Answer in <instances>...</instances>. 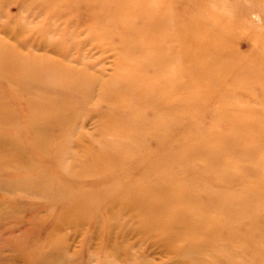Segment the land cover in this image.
I'll use <instances>...</instances> for the list:
<instances>
[{
  "label": "bare ground",
  "instance_id": "6f19581e",
  "mask_svg": "<svg viewBox=\"0 0 264 264\" xmlns=\"http://www.w3.org/2000/svg\"><path fill=\"white\" fill-rule=\"evenodd\" d=\"M70 1L71 0H61V4L59 3L60 5L54 4L53 6L51 2L49 3L48 1L43 3L39 2L34 5L38 10L40 7H44V10H46L45 7H48L52 9L50 10L52 14H60L61 11H65L67 8L70 10ZM139 1H137V3ZM143 1L145 0L141 2ZM163 1L164 0H162V2ZM165 1L163 2L164 4L167 3V0ZM90 2L92 3L82 2V4L77 6V9L76 5H74V1L71 2V5L76 11H82V8L92 9L97 7L102 10L103 16L101 18L97 17L100 16V13L93 14V12L90 11V23L88 21L87 23L89 24H85V26L87 25V32L90 30L89 32L93 33L91 40L93 42L95 40L96 42L103 36L108 40L107 43L113 45L116 42L113 41L116 35L122 40V45L119 48L124 47L133 49L136 45L141 49L143 55H141L142 57L140 59L133 58L126 60L128 65L125 71L123 60H117L119 71L117 70L114 74L113 77L115 79L111 77L107 81L101 82L99 81L101 74L89 75L84 72L89 66L78 61V58L75 57L78 56L75 55L76 53L78 54V47L74 48L75 52L69 54L64 49V46L61 45V41L38 39L37 43L40 46L46 48L51 47L52 51H55L58 55L64 56V54H66L65 57L62 58H66L67 62L58 60L56 63H51L46 68L47 74H44L41 73V66L36 63V60H32L33 63L29 65L26 63L25 58L12 48L0 46L1 77L8 78L11 75H16L17 77L21 76L18 78L21 89L31 87V84H34V86L37 84L44 86L43 92H31L28 99L27 125L24 128L25 133L28 131L32 135L33 141L29 143L32 155L25 156L20 147L22 143H19L16 139L4 138L0 140V173L2 169L7 167L15 169L16 171L28 166L38 169L34 176H27L21 182L28 183L26 188L22 187L15 191L14 189H6L5 193H2L0 199H2L3 202L0 204V216H3L2 211L6 205L5 203L10 202L11 198L16 196V192L19 196L22 194H30L47 197L57 206L62 197L70 194L72 192L71 187L74 186L82 176H85V174L97 175L99 172H104L111 167L114 169L115 166L120 167L123 171L118 174H111V178H116V181L110 182L111 185L109 187H105L101 190H81L74 195H70V203L64 206L62 211L57 215L54 214L52 208H44V212L42 211L43 213H41L42 215L37 214L41 216L36 218V224L38 223L41 225L45 221L47 224L51 222V218H54L55 221L51 224V232L48 234L47 238L50 237V240H53L55 237V239L47 242L42 241L37 234V236L27 240V246L25 249L21 248V252L15 256L16 260H20L25 264H41V262L44 261L53 262L57 251H62L67 243V238L58 234L62 229H70L81 235V248L75 253V258H73L75 262L77 261V264L84 258V256H82L85 250L84 243L89 242H91V244H89L91 250L98 252L109 251V253L111 252V257L108 255V257H104L100 260L93 259L95 261L91 260V263L86 260L87 262L82 261V264H146V256H142L144 259L141 258L145 262L144 263L142 260V262L139 260L140 258L138 259L137 255L134 257L131 252V248L134 249L132 244L136 242V238H139L142 244L144 242L145 245L147 243L150 246L156 245L160 248L167 259L165 261L166 264H232L231 256L234 254L235 250H241V254L244 256H247L248 253H254L253 251H257L254 249V243L250 244L253 251L247 249L248 246L243 245V243H240V245H235L233 243L236 242V237L242 238L240 240L241 242L247 240L248 236L245 235L244 232L243 235L236 236L234 230L235 227L237 229L244 227L245 222L242 218H245L248 212L246 209L249 204H254V202L257 201L255 195L261 193L260 190L257 189L249 190L248 187L251 184L244 187L242 191L233 192L226 189L229 187L228 184L238 181L239 184L242 185L247 178L258 173V170L255 169L257 166L248 159L244 158L241 162L238 160L227 161L225 159L224 156L227 155L225 151H230L234 154L240 151V147L238 146L240 145L239 143H235L226 134L217 133L219 141L227 143H223L219 150H216L217 143L213 147L205 148L204 150L205 154L214 155V158L208 160V164L214 162V165L218 167L219 172L214 176V186L220 188H218L217 191H212L210 189L211 187L207 185H203L201 189L189 190L190 186L195 188L200 184L199 178L202 175L196 172H190V168L188 167L187 169H176L174 163L160 176L157 174V170H160L169 160L167 152L170 153V158L174 160L179 158V154H182L181 152L173 153L171 149H169L170 144L184 140L183 137L178 134L177 128L186 124H194L195 121L193 117L180 116L177 112L187 107H192L193 110L200 107L198 102L194 105L186 104V99L188 98V94H184V77L186 76L182 74L184 73L185 59H189V56L188 59L186 57V51L183 53L185 56L182 55L185 58L182 57L181 54L176 55L177 53L175 54V52L181 51L182 48H178L179 46L175 47L173 46L174 43L172 45L170 42H162L161 45H159L158 42L156 43L157 45L153 44L152 38L145 37L148 35L147 30H145V32L144 28L140 29V26L137 27L139 29H136L135 20L138 18L142 19L147 27L146 16L142 13V10L135 19V14L131 15L134 16V18L128 17L130 15H127V17H122L120 15L127 6L124 3H120L121 1L91 0ZM134 2L136 3V1ZM126 4H128L127 1ZM159 5L161 6V4ZM131 6L133 7L135 4ZM131 6H128V8ZM63 7L64 9H62ZM143 7H147L146 4ZM168 7L169 6H167V8ZM136 12L139 11L135 10L134 13ZM129 13L131 12H128V14ZM85 14L87 13L85 12ZM148 20H152V18ZM95 22H98L99 25L98 23L95 24ZM220 22L222 23L224 21ZM117 23L122 25V32L116 30ZM148 23L153 25L152 21H148ZM175 23L173 22L171 26L173 24L175 26ZM73 24H75L74 21L72 22V26ZM216 24L218 23L216 22ZM180 25L182 24L180 23ZM212 25H215V23ZM171 26L167 27L170 28ZM77 28L74 29V31H76ZM171 29L173 30L172 27ZM78 30L74 33H78ZM189 30L192 31L191 29ZM179 31L180 30L177 31V34ZM134 35L136 36L135 38ZM137 38L139 39L138 41ZM241 38L242 37H240V39ZM230 39L232 42L234 36ZM234 40L237 41L236 38ZM95 42L93 44H96ZM211 43L212 42H210V44ZM233 43H231V45ZM243 43L247 42L244 41ZM119 44H117V46ZM252 46L255 45L253 44ZM97 47H101V45ZM235 47L236 45L234 48ZM177 49L180 50L175 51ZM257 52L259 53V51ZM233 57L239 60V62H241V59H250V61H252L250 66L249 64L246 66L250 71L243 70L244 66L238 62L237 67H235L237 70L254 72L255 68H251L256 67L253 66L254 63L258 64V66L261 64L264 70V57L255 53L252 54V51L248 53L247 57L235 53L232 55V59L231 56L229 59L233 60ZM32 59L35 58L32 57ZM178 60L181 61L179 62ZM170 63L175 65L173 69L169 68ZM194 68L196 67L194 66ZM149 71L152 72V75L149 74ZM244 73L245 72H242L240 75L245 76ZM244 79L248 80V78L245 77ZM255 79L253 80L256 81ZM250 81L251 78H249V82ZM254 81L252 82L254 83ZM93 85H95L94 89L97 90L96 97L103 102L106 101V105L109 103L108 107L110 106L109 110L102 112L100 114L101 117L98 118H101L102 122L104 120L105 124L109 123L117 128L115 130L117 134L114 135L120 138L119 142L123 141L127 143L126 145L128 146L125 150L123 148L122 150L112 151V148H99V150L91 152L87 150L89 142H87L85 136L71 123L74 116L69 113L68 108L75 104V99L78 96L81 97L82 100L88 101L93 92ZM56 88H59L61 92L50 94L51 90ZM174 88L180 91V93H177V96L174 95V93H168ZM222 88L219 89L222 90ZM215 89H217L216 86ZM215 89L209 88L205 96H213L216 92ZM119 90H122V92L119 93ZM225 90L223 89L225 97H228L229 94L226 92L228 90ZM259 90L264 94V86H261ZM239 91L238 92L241 93L244 90ZM235 92L238 93L237 91ZM191 94L194 96V100H196L195 97L197 98L199 96L198 94ZM216 94L219 95V92H216ZM219 96L217 97L219 98ZM225 97H222V94L220 96V98ZM157 99L158 101L155 102ZM227 99L229 100V98ZM227 99L225 100L227 101ZM262 101L263 98L261 99V103L264 104ZM99 104V106L102 105L101 102ZM262 107L264 106L262 105ZM99 110L101 111L102 109ZM99 110L98 112H100ZM115 110L120 113L118 119V116H116V114L114 115ZM250 110L251 109L248 111ZM254 112V110H251V112L246 115H242V120L248 117L249 123L247 127L249 128H255L256 125L264 123V112H262V115H260V113L257 115ZM155 122H158V128L149 130L147 126ZM18 123L19 121H16L14 118H5L0 110L1 126L15 128L18 126ZM169 123L173 126L175 125L176 129L165 130L166 124ZM127 124H130L128 126H131V131L121 135L122 133H119L120 130L118 128ZM262 129H264V127ZM25 136V138H28L27 134H25ZM259 137L260 135L258 138ZM53 138L58 140L54 146L51 144ZM215 139L217 141L216 137ZM154 142L157 148L151 150L150 145L152 143L154 144ZM203 142L204 141H201L199 144ZM70 143L71 147L73 146L74 149L68 147ZM258 143L264 146V142ZM130 145H136V147L130 148ZM234 146H238L239 151L237 147L234 148ZM138 147H143V150L147 151L146 155L142 158L138 157ZM255 151L256 153L258 152L251 148L248 150V153L253 156ZM186 152L190 153L189 148ZM242 152L241 150V153ZM159 153L162 155L158 159ZM249 154L245 152L247 157H249ZM238 155L239 154H237V156ZM259 155V157L263 159V156L261 154ZM35 158L43 160L42 162L51 161L53 168L63 172L64 180L58 184L56 181L57 178L53 173L54 169L47 172L48 169L42 165L44 163H40ZM260 169L262 170V168ZM207 172L208 171L203 175L210 176ZM54 186H58L55 188L56 191H48L49 187ZM59 188L63 189L65 194H60L58 191ZM225 215L234 216V224L229 225V223L217 219ZM236 217H241V219H236ZM38 227L37 229H40ZM249 234L251 235L250 232ZM253 234L257 237L256 232ZM29 235L30 234H28V236ZM131 239H133V241H130ZM135 245H137V243H135ZM19 247L20 246H15L14 249ZM261 251H264V245H262ZM135 252L134 254H137ZM258 253L261 254L260 251ZM88 255L91 256L90 252ZM138 256L140 257V255Z\"/></svg>",
  "mask_w": 264,
  "mask_h": 264
},
{
  "label": "rangeland",
  "instance_id": "374dc122",
  "mask_svg": "<svg viewBox=\"0 0 264 264\" xmlns=\"http://www.w3.org/2000/svg\"><path fill=\"white\" fill-rule=\"evenodd\" d=\"M47 1L49 3L51 2V5L53 6L54 4H59L61 0H0V46L12 48L18 54L23 56L26 60V63L29 65L33 63L32 60H36V63L41 66V73L47 74L46 68L51 63H56V61L58 60L66 61V58H62L65 57L66 54H64V56L58 55L55 51H52L51 47L46 48L40 46L37 43L38 39L40 38L48 41H61V45L64 46V49L69 54L75 52L74 48L78 47V54H75L78 56H73L78 58V61L89 66V68L84 71L86 74H101V77H99V81L101 82L107 81L109 78L114 76V74L118 70L117 60H123L125 71L128 65L126 60H130L133 58L140 59L142 57V51L136 45L133 49L124 47L119 48L122 45V40L116 35L113 38V41H116L113 45L107 43L108 40L103 36H101L102 38L100 37V39L97 40L98 42H95L94 40L96 44H93L94 42L91 40L93 33H90V30L88 31L89 33L87 32V25L91 20V12H93V14L100 13V16H96L101 18L103 16L102 10L97 7L92 9L82 8V11H76L71 5V2L74 1V5H76L77 9V6L79 4H82V2L92 3L90 2L91 0H71L69 2V6H71L70 10L67 8V10L61 11L60 14H52V12L50 11L52 9H49L48 7H45L46 10H44V7H40L39 10L38 8H35L34 4ZM115 1H121L120 3H124L125 5H127L126 8H124V10L122 11V14H120L122 17H127V15H130L128 17L134 18L135 16L136 19L137 15L139 16V14L141 13L140 11L142 10V13L146 16L147 27L145 26L144 21L138 18L135 20V28L139 29L137 27L140 26V29L144 28V31L147 30L148 35H146L145 37L152 38L153 44H156L158 42L159 45H161L162 42H170L173 45L174 43L173 46H179L178 48L180 49L182 48L181 51L175 52V54L177 53L176 55L181 54L182 56L186 51L185 54L187 55V59L189 56L188 60L185 59L184 70L182 68L184 72L182 74L183 76H186L184 77V94H188L186 104L194 105L196 104V102H198L200 107L194 110L192 109V107H187L180 110V112H177V114L180 116L193 117L195 121L194 124H186L177 128L178 134L183 137L184 140L170 144L169 149H171L173 153L181 152L182 154H179V158L174 160L170 158V153L167 152V157L169 160L161 167L160 170H157L158 176L169 169V167H171L174 163L176 169H187L188 167L190 168V172H196L202 175L199 178L200 184L195 188L190 186L189 190L201 189L203 185H207L211 187L210 189L212 191H217L219 187L217 188L216 186H214V176H216V174L219 172L218 167L214 165V162L208 164V160L214 158V155H207L204 153V150L205 148L213 147L216 143V150H219L220 146L223 143H227L220 142L217 133L224 135L226 134L235 143H239L241 145H238L240 147V151L238 149V146H236L237 150L240 152H237V154L239 155L237 156V154H234L233 152L225 151V154H227L224 156L225 159L227 161L238 160L240 162L243 161L244 158L248 159L249 161L253 162L255 166H257L255 167V169L258 170V173L247 178L244 184L240 185L238 181L232 182L231 184H228L229 187L226 189L229 191L237 192L242 191L244 187H246L248 184H251L248 187L249 190L257 189L260 190L261 193L259 195H255L257 201H255L254 204H249V206L247 207L246 211L248 212L246 213L245 218H242L245 222L244 227L239 229L235 227L234 230L236 236L243 235L244 232L245 235L248 236L247 240L241 242L240 240L242 238L236 237V242H233L235 245H240V243H243V245L248 246L247 249L251 251L253 250L250 247V244L254 243V249H256L257 251H253L254 253H248L247 256H244L241 254V250H235L234 254L231 256L232 264H264V251H261L262 245H264V146L258 143L264 142V129H262L264 127V123L256 125L255 128H249L247 127L249 123L248 117L242 120V115H246L247 113L251 112V110H254V113L257 115L259 113L260 115H262V112H264V107H262V105L264 106V104L261 103L262 98V102H264V94H262L259 90L261 86H264V70L262 69L263 67L261 66V64H259L260 66H258V64L254 63L253 66L256 67H251L252 69L255 68L254 72H248L250 71V69H247L246 66H248L247 64H249V66L250 64H252V61H250V59H241V62H239V60H236L233 57L234 59L231 60L232 55L235 53H239L240 56L247 57L248 53H251V51L252 54L255 53L257 55H260L261 57H264V0H167V3L165 4L163 3L165 0L163 2L162 0H145L146 2H141L142 0H134L136 1V3L133 0ZM126 1L128 4H126ZM137 1H139L141 4L139 2L138 4ZM134 4L135 6L132 7L131 5ZM145 4L147 7H143L145 6ZM159 4H161V6ZM128 6L131 7L128 8ZM167 6L169 7L167 8ZM64 7L62 9H64ZM134 9L138 10L139 12L134 13ZM83 10L87 14H85ZM143 10H145L146 13ZM128 12H131L132 14H128ZM150 18H152V20H148ZM155 18L157 21L155 20ZM73 21L75 24H73L72 26ZM88 21L89 23H87ZM148 21H152L153 25L151 23H148ZM215 21L218 24H216ZM220 21L224 22L221 23ZM173 22H176L175 26L174 24L171 26ZM86 23L87 25L85 26ZM96 23L98 22H95V24ZM180 23L182 25H180ZM214 23L215 25H212ZM167 26H171L173 30L171 29V27L169 28ZM76 28L77 30L79 29L78 33H74L77 32V30L74 31V29ZM189 29H191L192 31H190ZM116 30L122 32V25L120 23H117ZM176 30H180V33L178 32L179 35L177 34ZM229 35L232 38L234 36V39L236 38L238 42L234 39V43L233 40L231 42V37ZM135 37L136 36L134 35V38ZM240 37L242 38L240 39ZM138 40L139 39L137 38V41ZM118 41L120 42V44ZM244 41L247 43H243ZM248 41L250 44L248 43ZM210 42L212 43L210 44ZM231 43L233 44L231 45ZM117 44L119 45L117 46ZM253 44L255 46H252ZM100 45L101 47H97ZM224 45H227L228 47L226 46L225 48ZM235 45L236 47L234 48ZM180 49H177L175 51H178ZM257 51H259V53ZM230 56L231 59H229ZM32 57L35 59H32ZM178 61L180 62L181 60ZM237 62L244 66L243 70L245 69L248 71L239 69L237 70V68H235L237 67ZM194 66L196 68H194ZM174 67L175 65L173 63H170L169 68L173 69ZM242 72H245V76L240 75L242 74ZM149 74L152 75V72L149 71ZM20 77L21 76L17 77L16 75H11L8 78L0 76L1 113L4 114L5 118H14L16 121H19L18 126H16L15 128L5 126L3 127L0 125V140L4 138H12L18 140L19 143H22L21 146H19L22 148L21 151L24 153V155L31 156L32 151L29 147V143L32 142L33 139L30 132L26 130L27 133H25L24 128L27 125L28 99L31 92H43L44 86L40 84L34 86V84H31V87H25L21 89V86L18 82V78ZM244 77L248 78V80L244 79ZM249 78H251L250 82L254 81L253 79L256 78V81H254V83H257H250ZM112 79L115 78L113 77ZM93 86V92L91 98L88 101L82 100L81 97L78 96L75 99V104L68 108L69 113L74 116L71 120V123L79 130V132H81L85 136L87 142H89L87 150H90L91 152L97 151L99 150V148H112V151L122 150L123 148L125 150V148H127L128 146L126 145L127 143L123 141L119 142L120 138L114 135L117 134L115 133V130L117 128L113 125H110L109 123L105 124L104 120L102 122V119L98 118L101 117L100 114L102 112L109 110L110 106L108 107L109 103L108 105H106V101L103 102L99 100L98 97H96L97 90L94 89L95 85ZM215 86L219 91L215 89ZM209 88L215 89L216 92H219L220 96L222 94V97H225L223 89H226L229 92L226 90L225 91L230 95L231 98L229 97V95L228 97L226 96L227 98H229V100L226 97L220 98V96L217 95L216 92V95L214 94L213 96L206 97L205 94L209 90ZM219 88H222V90ZM220 90L224 94L221 93ZM239 90L244 91L239 93ZM235 91L239 92L236 93ZM60 92V89L56 88L54 90H51L50 94H56ZM120 92H122V90H119V93ZM168 93H174V95L177 96V93H180V91L174 88ZM191 93L199 95L197 97L198 100L195 97L197 101L193 99L194 96H192ZM217 96H219L220 99ZM225 99H227L228 102ZM157 101L158 99L155 100V102ZM100 102L102 104L101 106H99ZM99 109L102 110L100 111ZM249 109L251 110L248 111ZM98 110L100 112H98ZM114 112V115H120L117 110H115ZM98 113L100 116L98 115ZM118 118L119 116L117 117V119ZM157 123L155 122L153 124H150L149 126H147V128L149 130L157 129ZM128 125L130 124L118 128L120 130L119 133H122L121 135H124L131 131V126ZM166 125L167 126H165V130L176 129L175 125L173 126L170 123ZM56 132L58 133L57 129ZM25 134L28 135V138H25ZM259 135L260 137L258 138ZM214 136L217 138V141ZM51 141V144L53 146L56 145V142H58V140H56L55 138H53ZM201 141L204 142L199 144ZM68 145L70 149H74L73 146V148L71 147V143ZM134 147H136V145H130V148ZM150 147L151 150H154L155 148H157L156 143H152ZM236 147L234 146V148ZM188 148L190 153L186 152ZM251 148L258 151L257 153L256 151L254 152V154L256 155L253 154V156H251L248 153V150H250ZM241 150L243 151V156ZM137 151L138 157L140 158L144 157L147 153V151L143 150V147H138ZM245 152L249 154V157L245 155ZM259 154L263 156V159L259 157ZM161 155L162 154L159 153L158 159ZM36 160L40 163L43 161L40 159ZM42 163H44L42 165L48 169L47 172H50L54 169L53 173L57 178L56 181L58 184L64 180L63 172L59 169L53 168V165H51V161H45ZM259 167L262 168V170ZM111 169L112 167L104 172H99L97 175L85 174V176H82L80 180L71 187L72 192L70 194L64 195L57 206L47 197L30 194H22L19 196L16 192V196H13L10 202L5 203L6 205L4 206V210L2 211L3 216H0V264H25L20 260L17 261L15 256L20 253L22 249H25V247L27 246V240L32 239L34 236H37V234L39 239L42 241H53L55 237H52L53 240H50L51 238L48 237V240L47 236L51 232V224L55 221V219L51 218V222H48L47 224L45 223V220V222H43L41 225L38 223L36 224V218L42 215L41 213L44 212L43 209L46 207H50V209L52 208V210L54 211V214L57 215L62 211V208L64 206L70 203V195H74L81 190H101L105 187H109L111 185L110 182L112 183L116 181L115 177V179L111 178V174H118L119 172L123 171L118 166H115V168L112 170ZM37 171L38 169L32 166L24 167L21 170L17 171L9 167L2 169L0 173V196H2V193H5L6 189H14L15 191L19 190V188L22 187L26 188L28 183L21 182L27 176H34ZM206 171H208L207 174H209L210 176L203 175ZM56 187L58 186L49 187L48 191H56ZM58 191L60 192V194H65V191L63 189L59 188ZM2 202L3 200L0 199V204H2ZM217 219H221L222 222L225 221L229 223V225L234 224V216L231 217L225 215ZM236 219H241V217H236ZM37 227L40 229H37ZM249 232L251 233V235L249 234ZM255 232L257 234V237L253 234ZM28 234L30 235L28 236ZM58 234L63 235L67 238L65 248L62 251H57L53 262L44 261L41 262V264H77V261L75 262L73 258H75V253L78 252L81 248V235L79 233L71 231L70 229H62L60 232H58ZM130 241H133V239H131ZM135 243H137V245H135ZM135 243L132 244V247L134 249L131 248V252L133 253L134 257L137 255L138 259L140 258V261L144 259L145 256V259L147 260L146 264H163L167 260L165 254L156 245L150 246L147 243L145 245L144 242L143 245L142 241L139 238H136ZM89 244H91V242L84 243L85 250L82 255L84 256V258L80 260V264H82V261H88L91 263V260L93 259L100 260L104 257H108V255L109 257H111V252H98L91 250L89 248ZM133 245H135L136 247ZM15 246L20 247L14 249ZM259 251L261 252V254L258 253ZM89 252L91 256L88 255ZM134 252L137 254H134ZM138 255H140V257ZM164 264H166V262Z\"/></svg>",
  "mask_w": 264,
  "mask_h": 264
}]
</instances>
